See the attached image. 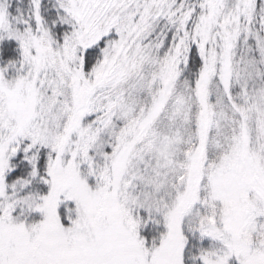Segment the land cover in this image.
I'll return each mask as SVG.
<instances>
[{"label":"snow or ice","instance_id":"1","mask_svg":"<svg viewBox=\"0 0 264 264\" xmlns=\"http://www.w3.org/2000/svg\"><path fill=\"white\" fill-rule=\"evenodd\" d=\"M0 264H264V0H0Z\"/></svg>","mask_w":264,"mask_h":264}]
</instances>
